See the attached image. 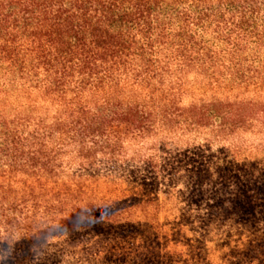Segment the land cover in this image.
<instances>
[{
    "label": "trees",
    "instance_id": "16d2710c",
    "mask_svg": "<svg viewBox=\"0 0 264 264\" xmlns=\"http://www.w3.org/2000/svg\"><path fill=\"white\" fill-rule=\"evenodd\" d=\"M0 264H264V0H0Z\"/></svg>",
    "mask_w": 264,
    "mask_h": 264
}]
</instances>
